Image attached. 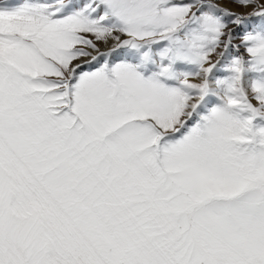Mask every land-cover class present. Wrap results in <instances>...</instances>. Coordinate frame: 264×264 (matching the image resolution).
<instances>
[{
	"label": "snow or ice",
	"instance_id": "1",
	"mask_svg": "<svg viewBox=\"0 0 264 264\" xmlns=\"http://www.w3.org/2000/svg\"><path fill=\"white\" fill-rule=\"evenodd\" d=\"M0 264H264V0H0Z\"/></svg>",
	"mask_w": 264,
	"mask_h": 264
},
{
	"label": "rangeland",
	"instance_id": "2",
	"mask_svg": "<svg viewBox=\"0 0 264 264\" xmlns=\"http://www.w3.org/2000/svg\"><path fill=\"white\" fill-rule=\"evenodd\" d=\"M227 6L230 7V8H234L237 11H248V9L237 8L236 5H234V4H228Z\"/></svg>",
	"mask_w": 264,
	"mask_h": 264
}]
</instances>
